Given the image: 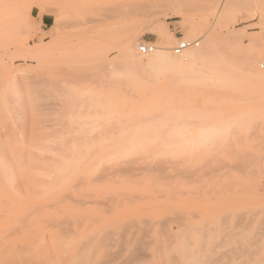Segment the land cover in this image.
<instances>
[{
	"label": "rangeland",
	"instance_id": "rangeland-1",
	"mask_svg": "<svg viewBox=\"0 0 264 264\" xmlns=\"http://www.w3.org/2000/svg\"><path fill=\"white\" fill-rule=\"evenodd\" d=\"M0 1V263L196 264L256 248L264 0ZM182 40L199 44L176 55ZM144 43L183 64L148 70Z\"/></svg>",
	"mask_w": 264,
	"mask_h": 264
},
{
	"label": "bare ground",
	"instance_id": "bare-ground-1",
	"mask_svg": "<svg viewBox=\"0 0 264 264\" xmlns=\"http://www.w3.org/2000/svg\"><path fill=\"white\" fill-rule=\"evenodd\" d=\"M169 2H171V1H169ZM157 3V2H156ZM158 3H159V6H161V3H168V2H166V0L165 1H163V2H159V0H158ZM172 5L175 7V8H181L182 9V6H185V5H187V7H189L190 5H189V2H184V0H173L172 2ZM170 3V4H171ZM215 3V1L213 0V1H211L210 2V4H208L207 5V7H206V9H207V11L208 12H211V10H212V8H213V6L215 5L214 4ZM185 4V5H184ZM0 5H1V7L3 6L2 5V1H0ZM158 5V4H157ZM167 4H165V7H167L166 6ZM171 5V6H172ZM189 5V6H188ZM142 6V5H141ZM146 6V5H145ZM170 6V7H171ZM123 7V6H122ZM5 7H2V9H4ZM117 8V7H116ZM118 8H119V6H118ZM161 8H162V6H161ZM169 8V7H168ZM186 8V7H185ZM190 8V7H189ZM1 9V8H0ZM111 10V9H110ZM113 10V9H112ZM111 10V11H112ZM118 10V9H117ZM119 11V10H118ZM179 12H182L181 10L179 11ZM185 12V11H184ZM184 12H182V13H184ZM186 12H187V10H186ZM185 12V13H186ZM127 13V12H126ZM109 14H110V12H109ZM115 14V13H114ZM122 14L124 15V16H128V14L126 15L125 13H123L122 12ZM108 15V14H107ZM111 16V15H110ZM4 17V16H3ZM109 17V16H108ZM6 18V17H5ZM111 18V17H110ZM116 18V17H115ZM2 26V25H1ZM0 26V27H1ZM3 29V28H2ZM127 40V39H126ZM208 43H207V41L206 42H204V44L200 47V48H198L196 51H194V52H189L188 54H189V58H191V59H196V58H203V57H205L207 54H208ZM162 50H164V49H162ZM152 55H154L152 58H150L149 60H148V63H147V69L148 70H152V71H162V70H165V69H167V68H170V67H173V66H181V64H183L182 62H178L177 61V59L176 58H174L173 56H171L170 54H168L167 52H160V49L159 50H156L155 51V53L153 52V53H151ZM150 55V54H149ZM120 56H121V54H120ZM123 57V56H122ZM124 57H125V54H124ZM128 58V60H130V57H127ZM186 57H183V59H185ZM133 60V58L130 60V61H132ZM130 61H128V62H130ZM125 67H127V66H125ZM122 68H123V66H122ZM128 68H130V66L128 67ZM178 69H179V67H178ZM120 70H122V69H120ZM161 73V72H160ZM182 73V72H181ZM174 75V74H173ZM140 115V114H139ZM139 115L137 116V117H139ZM131 117H133V116H131ZM131 117L129 116L128 118L129 119H131ZM153 117V116H152ZM134 118V117H133ZM140 118H142V115L140 116ZM145 118V117H144ZM149 118V117H148ZM149 119H151V118H149ZM134 120H135V118H134ZM147 120V119H146ZM129 123L130 122H132V121H128ZM133 123V122H132ZM135 123H137L136 121H135ZM143 124V123H142ZM142 124L140 123V128H141V126H142ZM138 125V124H137ZM144 126L146 125V124H143ZM144 126H142V127H144ZM155 126V125H154ZM172 126V125H171ZM143 129V128H142ZM145 129H146V126H145ZM149 129V128H148ZM140 130V129H139ZM138 130V131H139ZM147 130V129H146ZM149 131V130H148ZM137 132V131H136ZM136 132L134 131V133L136 134ZM123 133V132H122ZM138 133H141L140 131L138 132ZM143 131H142V135H143ZM134 136V135H133ZM132 136V137H133ZM141 137V136H140ZM121 138H123V137H121ZM127 138H128V136H127ZM131 138V137H130ZM135 138V137H134ZM96 139V138H95ZM126 139V138H125ZM133 139V138H132ZM141 138H139V140H140ZM79 140V139H78ZM113 140H115V138L113 139ZM112 140V141H113ZM120 140V139H119ZM129 140V139H128ZM82 141V140H81ZM89 140H86V142H88ZM109 141V140H108ZM131 141V140H130ZM141 141V140H140ZM51 142V141H50ZM59 142V141H58ZM58 142H56V143H58ZM92 142V141H91ZM125 142V141H124ZM123 142V145H125V146H123V147H125V149H127V148H129L128 147V145H127V147H126V144ZM127 142V141H126ZM129 142V141H128ZM42 143V142H41ZM64 143V142H63ZM74 143L77 145L78 143H76L75 141H74ZM96 143V142H95ZM94 143V144H95ZM108 143V142H107ZM114 143H115V141H114ZM120 143V142H119ZM49 144H51V143H49ZM58 144H62V143H58ZM58 144H56V147H57V145ZM65 144V143H64ZM87 144V143H86ZM90 144V143H89ZM94 144L92 145V144H90V146L87 144V146L90 148L91 146L93 147L94 146ZM109 144V143H108ZM111 145H112V143H110ZM117 144V143H116ZM122 144V143H121ZM158 144H160V143H158ZM66 145V144H65ZM65 145H64V147H65ZM67 145H69V143L67 144ZM66 145V146H67ZM75 145V146H76ZM80 146H81V144H79ZM78 145V146H79ZM98 145H100V143H98ZM97 145V143H96V146H98ZM104 145H106V144H104ZM110 145V146H111ZM163 145H164V143H163ZM63 146V145H62ZM82 146H83V144H82ZM107 146V145H106ZM118 146V145H117ZM120 146V145H119ZM165 146V145H164ZM170 146V145H169ZM103 147V146H102ZM105 147V146H104ZM54 148V147H53ZM58 148H59V146H58ZM73 148V147H72ZM81 148H83V147H81ZM109 148V147H108ZM107 148V149H108ZM84 149V148H83ZM96 149H98L97 147H96ZM95 149V150H96ZM101 149V148H100ZM104 149V152L106 153V147L105 148H103ZM103 149H101V151L103 150ZM120 149V148H119ZM122 149V148H121ZM124 149V148H123ZM141 149V148H140ZM54 150V149H53ZM65 150V149H64ZM76 150V149H75ZM92 150H94V147H93V149L91 148V151ZM94 150V151H95ZM142 151H143V149H141ZM140 150V151H141ZM148 150V149H147ZM55 151V150H54ZM59 150H57V151H55V152H58ZM90 151V152H91ZM99 151V150H98ZM100 151V152H101ZM119 151V150H118ZM150 151V150H149ZM48 152V151H47ZM49 152H50V150H49ZM52 153H54L53 151H51ZM72 152V151H71ZM73 152H75V151H73ZM86 152H87V150L85 151V155L87 156H89V154L90 155H92L93 154V151H92V153H88L87 152V154H86ZM108 152V151H107ZM131 152V151H130ZM130 152H129V154H130ZM143 152H148V151H143ZM160 152V151H159ZM66 153V152H65ZM101 153H103V152H101ZM117 153V152H116ZM116 153H114L113 155H111V156H113L114 157V155H116ZM120 153H121V151H120ZM119 153V154H120ZM149 153V152H148ZM156 153V152H155ZM158 153V152H157ZM161 153H162V151H161ZM59 155H60V152L58 153ZM57 154V155H58ZM74 154V153H73ZM77 154V153H76ZM75 154V155H76ZM82 154H84V153H82ZM94 154H96L95 152H94ZM99 154V153H98ZM97 154V155H98ZM118 154V153H117ZM118 154V155H119ZM140 154H142V153H140ZM150 154V153H149ZM41 155V154H40ZM54 155V154H53ZM56 155V154H55ZM56 155V156H57ZM70 155V154H69ZM68 155V156H69ZM74 155V156H75ZM78 155V154H77ZM100 155V154H99ZM98 155V156H99ZM101 155H103V154H101ZM100 155V156H101ZM105 155V154H104ZM122 155V154H121ZM120 155V156H121ZM132 155V154H131ZM151 155V154H150ZM149 155V156H150ZM61 156H62V153H61ZM67 156V157H68ZM98 156H95V158L97 157L98 158ZM109 156H110V154H109ZM124 156H126V155H124ZM137 156V155H136ZM163 156V155H162ZM43 157H45V155H43ZM47 157V156H46ZM45 157V158H46ZM65 158H66V156H64ZM71 157V156H70ZM77 157H79V155L77 156ZM81 157V156H80ZM91 157V156H90ZM106 157H108V155L106 156ZM116 157V156H115ZM130 157H132V156H130ZM51 158V157H50ZM94 157H92V160H94L95 159ZM117 158V157H116ZM115 158V160H117L118 161V159H116ZM118 158H119V156H118ZM133 158V157H132ZM142 158L145 160L146 158H148V157H144V156H142ZM151 158V157H150ZM153 158V157H152ZM162 158V157H161ZM60 159H62V158H60ZM69 159V158H68ZM87 159V160H86ZM99 159V158H98ZM106 159V158H105ZM131 159V158H130ZM137 159H139V157L137 158ZM142 159V160H143ZM149 159V158H148ZM143 160V162L142 163H144L145 162V164L147 163L146 161H152V160ZM155 159V158H154ZM153 159V160H154ZM37 160V159H36ZM75 160V159H74ZM82 160H85V162L87 161H89L90 159L88 158V157H86L85 159H82ZM81 160V162L83 163V161ZM102 160V159H101ZM101 160H99V161H101ZM114 160V161H115ZM122 160V159H121ZM132 160V159H131ZM136 160V159H135ZM64 161H65V159H64ZM64 161H63V163H64ZM76 161H77V159H76ZM107 161V160H106ZM105 161V162H106ZM109 161H111V160H109ZM116 161V162H117ZM126 160L124 159L122 162H124V164L127 162H125ZM138 161V160H137ZM155 161H156V159H155ZM60 162V161H59ZM67 162V161H66ZM78 162V161H77ZM80 162V161H79ZM93 162V161H92ZM94 162H95V160H94ZM104 162V160H103V163H105ZM113 162V161H112ZM114 163V165L116 166V164L117 163ZM132 162H133V160H132ZM68 163V162H67ZM70 163H71V161H70ZM76 163V162H75ZM90 163H91V161H90ZM97 163V162H96ZM162 163V162H161ZM40 164V163H39ZM62 164V163H61ZM79 164V166H80V164L81 163H78ZM85 164V163H84ZM100 164L101 163H99L98 162V165L100 166ZM137 163H135V165H136ZM158 164V163H157ZM68 165V164H67ZM71 165V164H70ZM83 165V164H82ZM87 165V164H86ZM113 165V164H112ZM130 164L128 163V166H129ZM134 165V164H133ZM134 165V166H135ZM159 165V164H158ZM64 166V165H63ZM75 166H77V164L75 165ZM85 166V165H84ZM89 166V165H88ZM94 166V165H93ZM102 166V165H101ZM127 166V165H126ZM127 166V167H128ZM86 167V166H85ZM95 167H96V164H95ZM103 167V166H102ZM106 167V166H105ZM127 167H124V168H126L125 170L126 171H128L127 170ZM136 167V166H135ZM138 167H139V165H137V169H138ZM10 168H12V166L11 165H8L5 161H4V159L2 158V157H0V170H5L6 172L7 171H9L10 170ZM74 168V167H73ZM87 168H90V166L89 167H87ZM110 168V167H109ZM129 169H131L130 167H128ZM140 168V167H139ZM59 169H60V166H59ZM64 169H65V167H64ZM68 169H69V167H68ZM72 169V168H71ZM95 169V168H94ZM100 168H98L97 170H99ZM141 169V168H140ZM157 169V168H156ZM63 170V169H62ZM70 170V169H69ZM78 170H79V168H78ZM96 170V171H97ZM154 170V169H153ZM52 171V170H51ZM54 171H56V170H54ZM73 171V170H72ZM75 171V170H74ZM80 171H81V169H80ZM112 171H114V170H112ZM124 171V170H123ZM126 171H124V173L126 172ZM132 171V170H131ZM146 171V170H145ZM58 172V171H57ZM77 172V171H76ZM83 172V171H82ZM91 172V171H90ZM94 173V172H93ZM100 173V172H99ZM106 173V172H105ZM118 173V172H117ZM3 173L1 172V174H0V181H3V182H0L1 184L2 183H4V181L5 182H7V183H10V181L8 182V181H6L7 179H3V177L1 178V176H5V174H3ZM56 174V173H55ZM84 174V173H83ZM149 174V173H148ZM85 175V174H84ZM103 175V174H102ZM130 175V174H129ZM107 176V175H106ZM117 176H118V174H117ZM138 176V175H137ZM136 176V177H137ZM145 176V175H144ZM58 177V176H57ZM56 177V178H57ZM123 177H124V175H123ZM98 178V177H97ZM106 178V177H105ZM114 178V177H113ZM128 178V177H127ZM134 178V177H133ZM132 178V179H133ZM88 179V178H87ZM119 179V178H118ZM55 180V179H54ZM59 180V179H58ZM154 180V179H153ZM60 181V180H59ZM94 181V180H93ZM98 181V180H97ZM116 181H117V179H116ZM124 181V180H123ZM80 182V181H79ZM85 182V181H84ZM77 183V182H76ZM5 185H6V183H4ZM4 184H2V185H4ZM115 184V183H114ZM101 185V184H100ZM136 185V184H135ZM151 185V184H150ZM153 185H155V184H153ZM52 186V185H51ZM56 186V185H55ZM83 186V185H82ZM111 186V185H110ZM113 186V185H112ZM138 186V185H137ZM53 187V186H52ZM114 187V186H113ZM140 187V186H139ZM154 187V186H153ZM155 189V188H154ZM89 190V189H88ZM98 191V190H97ZM155 192V191H154ZM153 192V193H154ZM107 193V192H106ZM105 195V194H104ZM108 195H109V193H108ZM126 195V194H125ZM101 196V195H100ZM124 196V195H123ZM121 197V196H120ZM94 198V197H93ZM99 198V197H98ZM105 198V197H104ZM131 198V197H130ZM76 199V198H75ZM95 199V198H94ZM145 199V198H144ZM80 200V199H79ZM78 200V201H79ZM103 200V199H102ZM123 200H125V198H123ZM128 200V199H127ZM81 201H83V200H81ZM115 201V200H114ZM75 202V201H74ZM119 202H120V200H119ZM62 203H64L63 201H62ZM90 203V202H89ZM94 203V202H93ZM108 203V202H107ZM113 202H111V204H112ZM87 204V203H86ZM95 204V203H94ZM96 204H97V202H96ZM95 204V205H96ZM127 204V203H126ZM98 205V204H97ZM113 205V204H112ZM128 205V204H127ZM131 205V204H130ZM114 206V205H113ZM112 206V207H113ZM59 207V206H58ZM121 207V206H120ZM131 207V206H130ZM81 208V207H80ZM113 209H114V207H113ZM57 210V209H56ZM113 212V211H112ZM68 219V218H67ZM53 220V219H52ZM63 220V219H62ZM99 220V219H98ZM248 220H250V219H248ZM261 220V219H260ZM67 221V220H66ZM134 222V221H133ZM169 222V221H168ZM243 222V221H242ZM251 222H252V220H251ZM73 223V222H72ZM82 223V222H81ZM164 223V222H163ZM171 223V222H170ZM239 223V222H238ZM67 224V223H66ZM168 224V223H167ZM241 224V223H240ZM239 224V225H240ZM248 224V223H247ZM258 224V223H257ZM149 225V224H148ZM147 225V226H148ZM235 226V225H234ZM70 227V226H69ZM164 227V226H163ZM219 227H220V225H219ZM259 227V226H258ZM262 227V226H261ZM144 228V227H143ZM218 228V227H217ZM233 229V228H232ZM135 230V229H134ZM139 230V229H138ZM143 230V229H142ZM163 230V229H162ZM217 230V229H216ZM146 231V230H145ZM185 231V230H184ZM213 231H215L214 229H213ZM259 231V230H258ZM203 232H208V231H203ZM225 232V231H224ZM209 233V232H208ZM215 233V232H214ZM244 233V232H243ZM141 234H143V233H141ZM140 234V235H141ZM165 234V233H164ZM163 234V235H164ZM212 234V233H211ZM259 234H261V233H259ZM259 234L255 237L254 236V234H253V236L254 237H251L250 239H248V240H250V241H252V239L253 240H255V241H252V242H254V243H256L257 244V246H256V248H252V249H250V250H248L246 247H247V244L249 245V246H252V245H254V243L252 244V242H251V244L252 245H250V242H247L248 240H245L246 242H247V244H246V246H244L243 244H242V242L240 243L239 241L240 240H237V238H238V236L239 235H237V238H233V239H236L237 240V243L236 244H238V242L240 243V245L242 244L246 249H241L239 246V249L240 250H238L237 248L238 247H236V249H234V247H232L234 250H232L231 251V249H229L227 252L225 251L224 253L222 252L221 254V256H219V258L220 259H222V257H223V254H224V257L226 258V256H227V262H225L224 264H238L239 262H240V264H264V233H263V235L261 236V241L259 240L260 239V237H258L259 236ZM68 235V234H67ZM207 235V234H206ZM205 235V237L207 238V236ZM222 235V234H221ZM234 235V234H233ZM236 235V234H235ZM246 235V234H245ZM139 236V235H138ZM242 236V235H241ZM77 237V236H76ZM103 237V236H102ZM152 237V236H151ZM225 237V236H224ZM258 237V238H257ZM132 238V237H131ZM205 238V239H206ZM231 238V237H230ZM231 238V239H232ZM240 238V237H239ZM95 239V238H94ZM110 239V238H109ZM243 239V238H242ZM174 240V239H173ZM172 240V241H173ZM224 238H222V240H221V243H223L224 244ZM235 240V241H236ZM109 241V240H108ZM188 241H189V239H188ZM214 241H215V239H214ZM111 242V241H110ZM192 242V241H191ZM226 242V241H225ZM130 243V242H129ZM174 243V242H173ZM220 243V242H219ZM219 243H216V244H218L216 247L217 248H220V244ZM228 243V242H227ZM226 243V244H227ZM233 243V242H232ZM231 242H230V244H232ZM91 244V243H90ZM109 244V243H108ZM223 244H221V245H223ZM89 245V244H88ZM92 245V244H91ZM145 245H146V243H145ZM148 245V244H147ZM191 245H192V248H193V243H191ZM228 245V244H227ZM6 246V245H5ZM10 246V245H9ZM8 246V247H9ZM86 246V245H85ZM110 246H112V245H110ZM137 246V245H136ZM161 246V245H160ZM207 246V245H206ZM90 247V246H89ZM204 247V246H203ZM224 247H225V245H224ZM87 248V247H86ZM111 248V247H110ZM119 248V247H118ZM205 248V247H204ZM223 248V247H222ZM7 249H9V248H7ZM26 249V248H25ZM139 249H141V248H139ZM200 249H201V247H200ZM82 251V250H81ZM137 251V250H136ZM205 251V250H204ZM208 251H210L211 253H216V252H218V251H213V249L212 250H210V249H208ZM230 251V253L228 254V255H225V253L227 254L228 252ZM111 252V251H110ZM116 253V252H115ZM197 253V251L194 253V254H196ZM1 254V253H0ZM119 254V253H118ZM2 255V254H1ZM68 255V254H67ZM189 255H190V253H189ZM192 255V254H191ZM211 255V254H210ZM210 255H207L206 254V256H208V257H206L207 259H205V260H203V259H200V260H203V262L202 263H200L201 261L199 260V261H197V263L199 264H222V262H219V261H222V260H220V259H218V258H216V259H218V261L215 259V258H213V259H211V256ZM144 256V255H143ZM142 256V257H143ZM146 256V255H145ZM172 256H174V255H172ZM209 256H210V259H209ZM80 257V256H79ZM196 257V256H195ZM242 257H247V258H244L243 260H242ZM29 258V257H28ZM76 258V257H75ZM147 258V257H146ZM200 258H202V256L200 257ZM32 259V258H31ZM120 259V258H119ZM142 259H144V258H142ZM209 259V260H208ZM2 260V259H1ZM148 260V259H147ZM207 260V261H206ZM25 261V260H24ZM23 261V262H24ZM30 261L31 260H27L26 261V264L29 262L30 263ZM102 261V260H101ZM111 261V260H110ZM130 261V260H129ZM196 261V260H195ZM33 262V261H32ZM32 262H31V264H32ZM116 262V261H115ZM124 262V261H123ZM16 263V262H15ZM25 263V262H24ZM28 263V264H29ZM39 263V262H38ZM196 263V264H197ZM0 264H7V261H5V262H3V263H0ZM101 264V263H100Z\"/></svg>",
	"mask_w": 264,
	"mask_h": 264
},
{
	"label": "built area",
	"instance_id": "built-area-1",
	"mask_svg": "<svg viewBox=\"0 0 264 264\" xmlns=\"http://www.w3.org/2000/svg\"><path fill=\"white\" fill-rule=\"evenodd\" d=\"M198 44L199 43L197 41L182 40L175 47L174 53L176 55H181L186 50L198 46ZM154 51H156V47L152 43H144L138 47L139 54L143 55V56L149 55V54L153 53Z\"/></svg>",
	"mask_w": 264,
	"mask_h": 264
}]
</instances>
